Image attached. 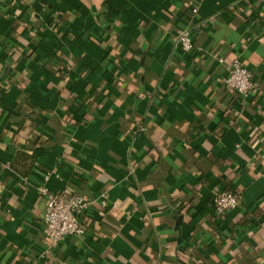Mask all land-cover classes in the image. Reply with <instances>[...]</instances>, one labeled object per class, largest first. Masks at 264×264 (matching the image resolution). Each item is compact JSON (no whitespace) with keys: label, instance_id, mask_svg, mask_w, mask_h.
Returning a JSON list of instances; mask_svg holds the SVG:
<instances>
[{"label":"crops","instance_id":"1","mask_svg":"<svg viewBox=\"0 0 264 264\" xmlns=\"http://www.w3.org/2000/svg\"><path fill=\"white\" fill-rule=\"evenodd\" d=\"M36 28L56 57H26ZM234 59L246 100L222 85ZM0 89V264L264 261V0H0ZM41 187L86 198L82 238L50 248ZM222 190L240 205L219 220Z\"/></svg>","mask_w":264,"mask_h":264},{"label":"built area","instance_id":"2","mask_svg":"<svg viewBox=\"0 0 264 264\" xmlns=\"http://www.w3.org/2000/svg\"><path fill=\"white\" fill-rule=\"evenodd\" d=\"M29 3L33 0H27ZM196 9H192L194 14ZM176 47L184 53H192L196 48L192 42L190 32L181 30L175 38ZM223 64L222 59L217 60ZM225 76L222 85L226 90L236 93L239 98L246 100L253 92L251 71L238 59L225 65ZM142 128H138L136 133ZM40 194L45 198V207L41 218V230L48 239L51 249L57 247L67 238H82L86 228L81 222V215L88 209L89 202L77 194L63 190L50 192L45 187L40 188ZM240 205V193L237 191H222L213 195L211 207L214 216L224 220L225 216L238 208ZM101 206L106 207L107 202L103 200ZM111 208H114L112 205Z\"/></svg>","mask_w":264,"mask_h":264},{"label":"trees","instance_id":"3","mask_svg":"<svg viewBox=\"0 0 264 264\" xmlns=\"http://www.w3.org/2000/svg\"><path fill=\"white\" fill-rule=\"evenodd\" d=\"M106 15H107V9L106 8H103L102 11H101V13L98 14L97 18H98V20H100V19H103L104 20V18L106 17ZM35 30H36L35 44L31 48V50L29 51V53H27L26 57L28 59L34 60L36 62L42 61L45 57H48V56H50L49 57L50 59L56 57L55 52L53 54L51 53V54H49V55H47L45 57H41L37 53L38 45H39L41 39L44 37V35L39 30V28H36ZM64 40L66 41L65 43L68 46L69 45L70 46H72V45L75 46L78 43V41H80V43L83 42L80 38H79L78 41H75V39H70L68 37V34H67V36L65 35ZM105 40H106V36L104 34H102V37L100 39V44L102 45L105 42ZM58 51H61L63 53L64 48L62 46H59L58 47ZM107 54H108V52L103 54V59L104 60L106 59ZM59 60H60V64H59V68H58L57 71L60 72V73H62L63 75H65V74H67L70 71L69 70L68 61L64 57L60 58ZM75 70H77V69L75 68ZM113 71H114V69H113ZM83 72H80V75H83ZM77 78L78 77H73L72 82L76 81ZM3 95H4V90L0 89V98ZM83 123H84V119H81L79 121L74 122V125H80V124H83ZM25 160H28V162L26 163ZM34 160H35V157H33V156L30 157V158H28V157L24 156L23 154L18 153L17 156L15 157V159L13 160L12 164H11V169H13L14 174L19 173V175L25 176L26 173H27V171L31 167L32 163L34 162ZM19 166L22 168V171L18 170V167ZM222 191H226V190H222ZM222 191H218L217 193L222 192ZM234 191L239 192L238 190H234ZM81 197L84 198L83 196H81ZM84 199L86 200V198H84ZM218 226H220V230H222V229L224 230L225 229V224L223 222H220L219 221V225ZM261 264H264V261Z\"/></svg>","mask_w":264,"mask_h":264}]
</instances>
